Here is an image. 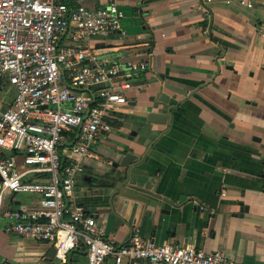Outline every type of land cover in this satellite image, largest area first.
I'll return each instance as SVG.
<instances>
[{"label": "crops", "instance_id": "crops-1", "mask_svg": "<svg viewBox=\"0 0 264 264\" xmlns=\"http://www.w3.org/2000/svg\"><path fill=\"white\" fill-rule=\"evenodd\" d=\"M240 1L86 0L89 9L115 2L122 12L120 31L93 38L90 46L110 63L120 52L148 65L133 76L111 131L82 159L74 189L75 202L96 214L115 244L137 230L157 245L221 252L233 264H264V9L259 0H243L252 8ZM160 77L187 94L165 91L178 106L167 132L146 150L130 135L153 111ZM117 146L146 158L134 170L137 189L125 188L110 200L111 190L105 195L89 180ZM37 201L4 195L0 264H86L83 244L62 263L50 244L5 232L4 212L31 210ZM238 202L246 208L241 217L234 215Z\"/></svg>", "mask_w": 264, "mask_h": 264}, {"label": "built area", "instance_id": "built-area-1", "mask_svg": "<svg viewBox=\"0 0 264 264\" xmlns=\"http://www.w3.org/2000/svg\"><path fill=\"white\" fill-rule=\"evenodd\" d=\"M85 2L0 0V94L5 84L14 90L0 108V212L6 193L38 197L34 209L4 212L5 232L50 244L62 263L83 244L86 264H233L221 252L157 245L137 230L117 245L75 202L82 159L111 131L133 76L148 68L120 52L110 63L90 46L120 31L122 12L115 2L94 10Z\"/></svg>", "mask_w": 264, "mask_h": 264}, {"label": "water", "instance_id": "water-1", "mask_svg": "<svg viewBox=\"0 0 264 264\" xmlns=\"http://www.w3.org/2000/svg\"><path fill=\"white\" fill-rule=\"evenodd\" d=\"M160 85L158 92L152 98L153 111L149 112L143 122H137L136 131L132 132L131 139L139 137L142 146L147 150L151 143L156 139L160 138L167 132V128L170 126L172 121V110H174L178 103L174 98L166 95L165 91L172 92L174 94L186 95L187 92L181 90L173 85L166 84L163 82V78L160 77ZM165 126L164 130L156 129L155 127ZM146 134H149V139H146ZM135 149L123 146L114 147L111 150L110 155L107 157V164H103L101 173H95L93 178H90L89 185L91 187H98L101 193L108 194L110 191L109 199L112 200L116 196H119L124 191L123 189H137L133 184L137 177L134 170L140 164V160L146 158V153L142 156H137L134 154ZM140 157V158H138ZM264 164V158H263ZM95 193V192H92ZM100 191H98V194ZM108 208H113L112 202H107L105 204ZM240 207V213L234 214L236 216H242L243 211L246 208L238 202ZM86 254V252H85Z\"/></svg>", "mask_w": 264, "mask_h": 264}, {"label": "rangeland", "instance_id": "rangeland-1", "mask_svg": "<svg viewBox=\"0 0 264 264\" xmlns=\"http://www.w3.org/2000/svg\"><path fill=\"white\" fill-rule=\"evenodd\" d=\"M14 95V90L11 86L5 84L2 87V92L0 94V108H3L6 106L8 102H10V98ZM30 196V195H29ZM16 199L19 200H26L28 199V195H22V194H17Z\"/></svg>", "mask_w": 264, "mask_h": 264}, {"label": "trees", "instance_id": "trees-1", "mask_svg": "<svg viewBox=\"0 0 264 264\" xmlns=\"http://www.w3.org/2000/svg\"><path fill=\"white\" fill-rule=\"evenodd\" d=\"M202 25H203V27H205L206 26V23L204 22Z\"/></svg>", "mask_w": 264, "mask_h": 264}]
</instances>
